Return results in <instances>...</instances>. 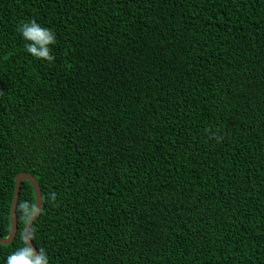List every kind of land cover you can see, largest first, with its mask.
Returning a JSON list of instances; mask_svg holds the SVG:
<instances>
[{
  "label": "trees",
  "instance_id": "obj_1",
  "mask_svg": "<svg viewBox=\"0 0 264 264\" xmlns=\"http://www.w3.org/2000/svg\"><path fill=\"white\" fill-rule=\"evenodd\" d=\"M21 173L49 264H264V0H0V239Z\"/></svg>",
  "mask_w": 264,
  "mask_h": 264
},
{
  "label": "clouds",
  "instance_id": "obj_2",
  "mask_svg": "<svg viewBox=\"0 0 264 264\" xmlns=\"http://www.w3.org/2000/svg\"><path fill=\"white\" fill-rule=\"evenodd\" d=\"M17 31L25 41V49L34 59L52 64L56 60L53 46L57 44V35L50 27L43 26L36 19L21 23ZM50 200H56V193L50 194ZM24 213L30 216L33 209L28 204H22ZM4 264H49L48 254L44 250L34 249L30 243L17 247L8 254Z\"/></svg>",
  "mask_w": 264,
  "mask_h": 264
},
{
  "label": "water",
  "instance_id": "obj_3",
  "mask_svg": "<svg viewBox=\"0 0 264 264\" xmlns=\"http://www.w3.org/2000/svg\"><path fill=\"white\" fill-rule=\"evenodd\" d=\"M24 181L29 182L31 184V186L34 189L35 199H36L35 209L31 217L29 218L28 222L25 225L24 237H25L26 243H30L31 246L34 249H36L30 237V229L33 226L36 219L39 217V214L41 212L42 205H43V199H42L40 186L37 180L34 178V176L28 173H21L16 176L15 192H14V198H13V202L11 206V214H10V224H11L10 225V235L6 239H0V245H4V246L10 245L16 238L17 230H18V221H17L16 211H17V205H18V201L20 197L21 186Z\"/></svg>",
  "mask_w": 264,
  "mask_h": 264
}]
</instances>
